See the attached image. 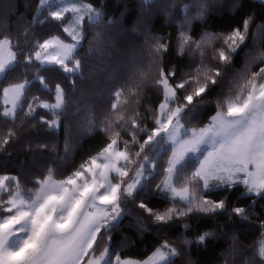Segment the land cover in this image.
<instances>
[{"label":"snow or ice","instance_id":"1","mask_svg":"<svg viewBox=\"0 0 264 264\" xmlns=\"http://www.w3.org/2000/svg\"><path fill=\"white\" fill-rule=\"evenodd\" d=\"M214 2L180 0V10L186 14L178 28L176 52L190 56L199 53V67L190 65L183 71L169 68L162 62L170 50L166 38L145 33L151 58L149 70L145 73L142 67L136 68L130 82L131 96L123 102L121 97L129 82L115 86V102H110L111 111L101 125L108 142L71 174L54 178L62 173L56 161L66 157L55 155L41 164L38 158L54 151L47 142L20 143L32 167L22 163L18 175H0V264H133L111 244L112 232L130 212L129 204L145 214L138 222L141 232L149 230L144 223L147 217L162 226L158 233L177 226L187 233L192 220H214L223 215L249 222L259 230L260 239L252 247L259 264H264V219L258 223L253 220L257 202L264 200V67L241 77L244 84L237 102L228 103L225 109L217 100L210 121L203 127L194 124L199 113L212 104L208 96L245 45L253 22L248 17L242 27L228 33L205 32L199 40L194 39L189 29L194 21L204 20ZM239 2L236 0L233 9ZM176 5L177 0H168L164 6L158 0H140L141 17L156 10L172 17ZM35 11L30 23L53 21L60 32L51 38L33 35L23 43L9 36L0 38V77L11 81L0 92L4 105L0 120L7 125L0 135V153L4 154H10V145L21 142L23 133L19 129L25 117L56 131L61 117L72 115L68 90L60 82H50L44 73H64L75 91V77L83 79L87 63L80 56L87 33L105 19L102 10L84 0H37ZM115 23L107 20L105 27ZM259 27L264 39V23ZM22 35L27 37V29ZM217 41L210 57L216 63L206 64L205 48ZM95 50L89 47L86 55ZM260 59L264 60V53ZM145 75L147 79H142ZM33 82L46 92L54 91L55 103H49L39 93L29 98ZM148 85L160 97L158 106L148 110L150 128L145 116L135 110L125 111L130 100L139 104ZM41 109L52 118L39 115ZM126 135L130 141L124 139ZM65 147L67 151V141ZM27 183L30 188L25 187ZM237 188L242 189L241 197L248 198L250 204L229 206L227 195H212L231 193ZM157 195L170 205L163 211L146 202ZM223 227L205 229L194 238L183 235V248L163 239L147 259L135 264H175L174 258L186 255L193 245H206L223 235Z\"/></svg>","mask_w":264,"mask_h":264},{"label":"trees","instance_id":"2","mask_svg":"<svg viewBox=\"0 0 264 264\" xmlns=\"http://www.w3.org/2000/svg\"><path fill=\"white\" fill-rule=\"evenodd\" d=\"M84 2L102 10L105 19L88 31L87 40L80 50V56L87 61L83 79L75 77L76 87L75 91H72L69 78L64 73L60 71L44 73L50 82H60L68 90V107L72 115H63L56 131L47 130L35 119L25 117V124L19 129L23 133L21 142L9 146L10 154L0 153V175H18L22 163L32 167L31 158L23 154L20 148V143L24 140L47 142L50 149L54 147V151H49L46 156L38 158L41 164L55 155L66 157L56 161V166L62 169V173L54 178H63L71 174L80 164L96 155L108 142L101 125L105 121L106 113L111 111L110 102H115V86L118 83L129 82V88L124 90L121 97L123 102L131 96L130 82L136 75V68L142 67L145 73L149 70L151 58L147 53L145 33L166 38L165 42L170 45V50L163 56L162 62L169 68L174 67L178 71H183L190 65L199 67L196 63L199 60V53L190 56L177 55L176 52L178 28L186 14L180 10V0H177L176 8L172 10V17L163 10H156L143 18L140 0H84ZM158 3L164 6L168 0H158ZM235 3L236 0H216L211 3L204 20L194 21L189 29L193 38L199 40L205 32L228 33L233 28L242 27L243 21L248 17H252L253 21L245 45L233 58L221 83L208 96L212 104L199 113L198 121L194 122L198 127H203L210 121L211 116L215 115L217 100L223 103L225 109L228 103L237 102L244 84L242 76L258 72L260 67H264V60L260 59L261 53H264V39L261 38L259 27L264 23V3L258 0H240L239 6L233 9ZM36 7L37 0H0V38L9 36L14 41L19 39L23 43L25 38L31 40L33 35L51 38L52 35L59 33L60 29L56 22L49 21L43 25L30 23L36 14ZM192 12L195 14L194 7ZM40 18L43 19V15ZM107 20H115L116 23L111 27H105ZM25 29L27 37L22 35ZM217 43L218 41L206 46V64L216 63L210 60V57ZM89 47L96 50L86 55ZM152 74H155L154 69ZM142 79H147V75ZM9 82L11 81L6 82L3 77L0 78V92ZM34 93H39L49 103H55L54 91L46 92L36 82L30 86L29 98ZM159 100L158 93L148 85L139 97V104L135 100H130L125 111L135 110L137 114L145 116L146 126L150 128L152 119L148 116V110L157 107ZM3 107V100L0 99V111ZM39 115L52 118L51 114L43 109L39 111ZM6 128L7 125L0 120V135H3ZM124 139L130 141L131 137L126 135ZM136 150L138 149H133ZM25 187L30 188L31 184L27 183ZM241 191V188H237L231 193L221 191L212 195L214 198L227 195L229 206L232 204L247 206L250 200L241 197ZM146 202L159 211L170 206L164 197L158 195L150 197ZM128 208L130 212L122 218L119 227L111 235L113 248L120 250L124 259H147L163 239H169L183 248V235L194 238L205 229L224 226L223 235L210 240L206 245H193L186 255L174 258L175 264H189V260L192 264H259V256L252 247L254 242L260 239L259 230L249 222L236 217L230 220L228 216L223 215L214 220H192V227L187 233L179 226L158 233L162 226L152 223L151 218L147 217L144 223L149 230L141 232L138 222L140 218L145 217L143 210L131 204ZM259 219H264V200L258 201L254 209L253 220L258 223ZM233 235L236 237L235 241Z\"/></svg>","mask_w":264,"mask_h":264},{"label":"rangeland","instance_id":"3","mask_svg":"<svg viewBox=\"0 0 264 264\" xmlns=\"http://www.w3.org/2000/svg\"><path fill=\"white\" fill-rule=\"evenodd\" d=\"M258 1H261V2L264 3V0H258ZM58 2H59V0H55V3H58ZM53 6H55V4H54ZM0 78H1V77H0ZM128 260L132 261L133 264H135L136 261H139V260H135V259H128Z\"/></svg>","mask_w":264,"mask_h":264}]
</instances>
